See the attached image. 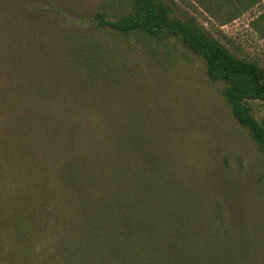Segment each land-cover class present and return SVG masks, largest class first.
I'll return each mask as SVG.
<instances>
[{"label": "rangeland", "instance_id": "rangeland-1", "mask_svg": "<svg viewBox=\"0 0 264 264\" xmlns=\"http://www.w3.org/2000/svg\"><path fill=\"white\" fill-rule=\"evenodd\" d=\"M246 1L163 0L264 70ZM132 4L0 0V264H264V142L180 40L99 23Z\"/></svg>", "mask_w": 264, "mask_h": 264}, {"label": "trees", "instance_id": "trees-1", "mask_svg": "<svg viewBox=\"0 0 264 264\" xmlns=\"http://www.w3.org/2000/svg\"><path fill=\"white\" fill-rule=\"evenodd\" d=\"M256 1L247 0L246 2L247 5H251ZM170 12V8L163 0H133L130 12L118 19L109 20L102 14L98 17L100 24L110 26L121 33L141 31L154 37H175L200 55L206 63L208 77L213 81L225 83L223 93L235 118L249 129L255 140L264 142V119H258L250 105L252 100L264 101L263 68L253 60L237 56L196 22L181 20L172 16ZM259 18H264V12ZM119 200L120 197L110 198L108 203H105L107 205L103 206L104 209H110L113 212L121 203L118 202ZM116 216L117 221L124 218L123 221L128 220L130 225H132L131 222L135 225L140 222H137L138 219H130L129 215L120 217L117 211ZM141 222L142 226L148 225L146 220ZM159 235L165 237L164 234ZM162 248L159 246L158 250ZM158 264H168V262L162 259Z\"/></svg>", "mask_w": 264, "mask_h": 264}]
</instances>
